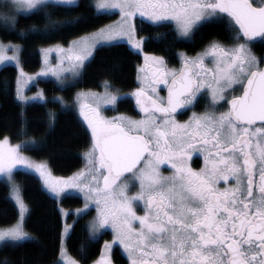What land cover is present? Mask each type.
<instances>
[{"label":"snow or ice","instance_id":"1","mask_svg":"<svg viewBox=\"0 0 264 264\" xmlns=\"http://www.w3.org/2000/svg\"><path fill=\"white\" fill-rule=\"evenodd\" d=\"M84 6L94 18L118 14L119 19L77 36L66 49L58 44L56 50L66 53L68 68L48 67L45 59L38 75L51 74L62 87L69 79L62 73L70 71L75 86L86 62L101 48L127 43L142 51L149 38L138 36L137 17L155 28L172 26L174 39L185 40L205 25L226 24L230 43L213 40L195 57L180 53L178 70H167L162 56H145V65L155 66V71L151 79L144 76L142 86L132 94L144 114L141 119L124 115L107 119L101 114L102 105L114 109L123 99L111 91L107 80L103 93L78 92L92 145L85 153V169L71 178L54 177L47 161L24 155L21 145L10 144L8 137L0 141V175L18 207L15 222L0 227V250L35 241L26 230L30 209L15 177L37 173L54 199L72 195V189L83 194L77 217L87 215L95 205L97 215L87 227L92 243L112 230L113 241L105 242L93 264H112L110 252L117 242L129 264H264V58L252 50L257 44L264 46V0H90ZM80 7L81 0H0V32L18 39L60 34L86 22L83 15L58 18ZM22 15L39 19L43 27L33 24L21 29ZM162 38L159 33L155 37L157 42ZM22 51L21 44L0 40V65L14 64L19 70L15 99L44 100L43 92L33 97L22 92L21 77L24 84L33 79L21 67ZM49 51L42 49L45 54ZM208 57L214 67L205 66ZM159 85L167 87L166 98L159 95ZM236 85L242 94L228 99L227 90ZM202 89L211 94L206 110L179 121L177 115L196 106ZM2 90L7 95V81ZM89 98L91 103L83 102ZM54 100L64 104L63 97ZM221 101L229 106L226 111L217 110ZM55 118L50 111V127ZM21 120L23 124V113ZM22 132L27 135L23 128ZM194 152L203 156L198 170L189 164ZM164 165H170V175L162 172ZM133 188H137L134 193ZM73 227L64 225L56 264H79L68 256L65 243ZM78 251L84 255L86 248Z\"/></svg>","mask_w":264,"mask_h":264},{"label":"trees","instance_id":"2","mask_svg":"<svg viewBox=\"0 0 264 264\" xmlns=\"http://www.w3.org/2000/svg\"><path fill=\"white\" fill-rule=\"evenodd\" d=\"M90 0H81V7L71 13L59 14V19H71L83 15L86 22H81L77 28L55 35H32L27 39H18L15 35H5L0 32L3 41L18 42L22 45L21 66L25 71L32 72L40 65L38 48L44 45L61 43L66 44L85 32H91L117 15L101 14L94 18L92 10L85 7ZM138 35L148 37L143 45L147 53H154L173 62L174 50H194L211 37L225 38L221 24L205 25L195 32L191 40L174 39L176 36L172 26L155 28L148 22L141 23L135 19ZM36 24L42 28L43 23L35 18L25 19L22 15L19 27L25 31ZM163 34L159 42L157 34ZM141 55L132 50L126 43L117 47H105L94 52V58L86 62L81 76L75 86L71 84L60 87L52 80H40L47 99L45 101H30L21 104L15 99L16 68L13 65H4L0 68V138L8 137L11 142H18L21 150L30 157L47 161L49 169L56 175L68 176L82 167L83 153L90 145V133L81 119L72 108L61 107L58 101L51 96L61 94L71 100L78 89L100 90L104 81H109L111 89L131 91L137 86V66L141 63ZM8 82V93L2 90L4 82ZM116 104V110L135 115L136 105L129 96L122 97ZM56 114L55 123L49 126L48 113ZM23 113V121L21 120ZM22 128L27 135L23 134ZM39 148L37 151L36 149ZM16 182L22 186L21 196L30 209L26 230L35 238L34 242L26 243L23 247L0 250V264L5 259L9 264H56L62 217L59 204L65 208L79 206L82 199L77 195H65L62 200L54 199L43 187L38 177L33 174H16ZM18 210L9 197V186L4 179H0V226H8L15 222ZM87 215L74 218V225L70 237L66 238L68 252L78 260L79 264H91L99 255L104 239H109L111 233L107 230L92 243L87 230ZM71 215V214H70ZM69 215V216H70ZM81 246L86 248L84 255L78 251ZM114 257L117 258L118 248L114 247Z\"/></svg>","mask_w":264,"mask_h":264},{"label":"rangeland","instance_id":"3","mask_svg":"<svg viewBox=\"0 0 264 264\" xmlns=\"http://www.w3.org/2000/svg\"><path fill=\"white\" fill-rule=\"evenodd\" d=\"M119 19V16L117 14L116 18L109 21L108 23L104 24V25H107V24H110L116 20ZM135 22V21H134ZM96 30V29H95ZM94 31V30H93ZM92 32V31H91ZM138 36H141V35H138ZM75 39V38H74ZM1 40V39H0ZM73 40V39H72ZM71 40V41H72ZM3 41V40H2ZM4 43H8L9 41H3ZM12 43H17V44H20L18 42H13L11 41ZM70 42V41H69ZM69 42L66 43V44H61V43H53V44H48V45H44V46H41L38 48V51H39V56H40V65L39 67L32 71V72H28V71H25L23 68V71L24 73L27 75V76H31L33 79L31 81H29L27 84H24L23 83V80L25 79V77H21V81H22V84H21V87H22V92L25 96L27 97H33L35 96L38 92H43L44 94V100H28L27 102H30V101H45L48 97L47 95L45 94L42 86H40L39 82L40 80H44V79H49V80H52L55 84H57L58 86H60L57 82H56V78L53 77L51 74H49L48 76H40L38 75V73L41 72V70L43 68H45V59H47V66L48 67H60L61 65L64 67V68H68L69 67V64H68V61L66 59H64V56L66 55V53H61L59 51L56 50V46L59 44L61 46H63L65 49L69 46ZM127 44V43H126ZM128 45V44H127ZM130 48L131 46L128 45ZM42 49H52V51H49L47 52V54H45L44 52H42ZM132 50H134L135 52H138L140 53L141 55V63L137 66V76H136V80H137V86L131 90L130 92L129 91H119V90H116V89H111V91H113L114 93H118L121 97H126V96H129L131 97L132 99H135V97L132 95L135 90L137 88H140L142 86V79L144 77V71H145V56H156V55H153L151 53H147L143 50V47H142V51H138V50H135L133 48H131ZM12 53L9 52L8 55H11ZM157 57H160V56H157ZM14 66V64H12ZM4 66V65H0V68ZM22 67V66H21ZM16 68V67H15ZM139 68H142L144 69L143 71L139 72L138 73V69ZM173 68V67H172ZM172 70V69H171ZM63 76L65 77H68V82L64 85H69L72 83V80H71V72H63L62 73ZM138 75L141 79H138ZM19 76V70L16 68V80H17V77ZM16 80H15V88H16ZM63 86V87H64ZM62 87V86H60ZM95 92V93H103L104 92V87L102 86V88L100 90H93V89H78L75 91L74 93V96L71 100H67L64 96H62L61 94H56V95H53L51 96V98H55V97H63L64 99V104H61V107L63 108H72L75 110V112L77 113V115L79 116V118L81 119L82 123L84 124V126L88 129L89 133L91 134V129L88 127V124H87V121L84 119V117L80 114V108H79V101H77V93L78 92H84V93H87V92ZM159 95H160V92H159ZM228 98V97H227ZM20 102V101H19ZM26 102V103H27ZM84 103H91V99L89 98V100H86V101H83ZM21 104H24L22 102H20ZM94 106V105H93ZM85 111H87V109H85ZM101 114L107 118V119H113L114 117H118L120 115H124V116H127L129 118H132V119H141L142 117H137V116H132V115H128V114H125V112H119L116 110V106L115 108L113 109V106L111 105H102L101 106ZM92 136V135H90ZM5 137H2L0 138V141H3ZM10 144L12 145H17L20 143L18 142H11L9 140ZM92 145V142L91 144L89 145V147L84 151L83 153V164H82V167L77 170L75 173L79 172L80 170L82 169H85V166H86V159H85V153H87L90 149ZM23 152V151H22ZM24 155L30 157L28 154H26L25 152H23ZM31 159L35 160L36 162H40L42 160H37V159H34L32 157H30ZM52 172V171H51ZM75 173L71 174V175H68V176H62V175H56L54 173H52V175L54 177H57V178H63V179H68V178H71ZM35 174L40 183H41V186L43 187V189H45L48 193L49 191L45 188L44 184H43V181L40 179L39 175L37 173H33ZM0 179H4L6 180V178L3 176V175H0ZM102 181V180H101ZM102 183V182H101ZM72 195H77V196H80L81 199H82V203L81 205L79 206H75V207H72V208H65L63 207L62 205L59 204V210H60V213L63 212H68L70 213L71 215H67V216H64L61 214V217H62V220H63V223H62V230H61V233L63 231V228H64V225L65 224H68V225H72V222L74 220V218H76L77 216L75 215V212H76V209H79V208H83V205H84V197H83V194L78 192L77 190L75 189H72V190H69ZM50 194V193H49ZM51 195V194H50ZM52 196V195H51ZM9 197L10 199L13 201V203L15 204L17 210H18V207L15 203V200L12 198V193H11V189H10V186H9ZM23 199V198H22ZM59 201V200H58ZM93 209V214H91V216L88 218V222H87V227L88 225L90 224V222L93 220V218L97 215L96 213V210H95V205L93 204L92 207L90 208V210ZM89 210V211H90ZM10 226V225H8ZM0 227H7V226H0ZM107 231H109L111 233V236L109 239H104L103 242H102V245H101V251L98 255V257L94 260H98L104 250V245H105V242H112L113 241V233H112V230L109 228L107 229ZM31 235V234H30ZM65 243H66V240H65ZM116 245H119L118 242L116 244H114L113 246H116ZM60 246H61V236H60ZM60 246H59V254H58V258L57 260L59 259V256H60ZM112 250V249H111ZM68 252V250H67ZM111 254V252H110ZM68 256L71 258V259H75L77 260L76 258H74L69 252H68ZM78 261V260H77ZM93 261V262H94ZM93 262L91 264H93Z\"/></svg>","mask_w":264,"mask_h":264},{"label":"flooded vegetation","instance_id":"4","mask_svg":"<svg viewBox=\"0 0 264 264\" xmlns=\"http://www.w3.org/2000/svg\"><path fill=\"white\" fill-rule=\"evenodd\" d=\"M257 2H258V0H257ZM221 25L223 26V29H224L225 38L219 39L217 37H211L210 39L206 40V42H204L201 46H199L198 48H196L194 50L188 51L185 49H175L173 62H170L169 60H166L164 58L167 62V70H171V69L172 70H174V69L178 70L181 68L182 65H181V57L179 55L180 53H184L188 57H195L197 55V53H202L204 51V49L208 46V44L213 40H218L221 43H225V44L230 43V41L228 39L229 33L226 32V24H221ZM252 50H253V53L258 58H264V46L257 44L255 46H253ZM151 54L159 56V55L154 54V53H151ZM205 66L209 67V68L214 67L213 63L211 62L210 57L205 58ZM261 67H264V64H262ZM153 71H155V66L146 65L145 71H144V76H148L149 79H151V75H152ZM165 90H166V86H164V85L158 86V92H160V96L165 97ZM241 94H242V88L238 85L233 86V89H229L226 92V96L228 97V99H231V97L233 95H241ZM199 95L201 98L199 99L198 103L196 104V106L194 108H190V109L184 111L183 115H177V119L179 121H181V122L187 121L189 119V117L192 115V112L203 113L206 110V107L209 105L210 99H211L210 91H208L207 89H202L201 93ZM134 101H135V105H136V99H134ZM228 107L229 106L226 103L221 101V102H219V104L217 106V110L218 111H226L228 109ZM136 111H137V113L135 115H132V116L143 117L144 114L139 112L137 107H136ZM181 111H183V110H181ZM125 114H128V113H125ZM128 115H130V114H128ZM91 142H92V136H90V144H91ZM189 164L193 169L198 170L199 168L203 167V156L200 155L198 152L192 153V157H191V160L189 161ZM161 170L164 173V175H170L171 171H172L170 168V165L162 166ZM136 190H137V188H133L132 193H134ZM138 214H140V215L143 214L142 207H141V209H138ZM114 247L118 248L117 258L114 257V249H113ZM110 256H111L112 264H129L127 256L123 252V249L120 245H116V246L112 247Z\"/></svg>","mask_w":264,"mask_h":264},{"label":"water","instance_id":"5","mask_svg":"<svg viewBox=\"0 0 264 264\" xmlns=\"http://www.w3.org/2000/svg\"><path fill=\"white\" fill-rule=\"evenodd\" d=\"M167 97V87H166V90H165V98ZM136 107H137V109H138V111L140 112V110H139V107H138V105L136 104ZM143 114V113H142Z\"/></svg>","mask_w":264,"mask_h":264}]
</instances>
